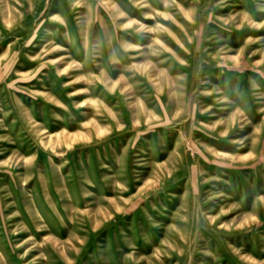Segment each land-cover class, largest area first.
Here are the masks:
<instances>
[{
  "label": "rangeland",
  "instance_id": "obj_1",
  "mask_svg": "<svg viewBox=\"0 0 264 264\" xmlns=\"http://www.w3.org/2000/svg\"><path fill=\"white\" fill-rule=\"evenodd\" d=\"M0 264H264V0H0Z\"/></svg>",
  "mask_w": 264,
  "mask_h": 264
}]
</instances>
